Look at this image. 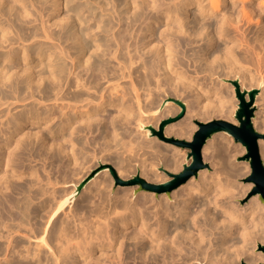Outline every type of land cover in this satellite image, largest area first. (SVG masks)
<instances>
[{
    "label": "bare ground",
    "instance_id": "6f19581e",
    "mask_svg": "<svg viewBox=\"0 0 264 264\" xmlns=\"http://www.w3.org/2000/svg\"><path fill=\"white\" fill-rule=\"evenodd\" d=\"M247 64L264 67V0H0V264L241 262V249L264 243V205L256 196L244 211L231 203L238 169L220 135L201 150L213 172L169 193L135 198L136 185L121 187L110 168L65 204L96 164L167 183L157 167L171 176L184 154L163 139L140 140L147 116L171 93L183 95L186 117L166 135L191 136L193 118L235 125L218 74L247 91L262 87L264 102V74L254 78ZM256 122L264 131L263 115ZM258 149L264 158L262 139ZM35 158L54 165L60 182L36 162L25 166ZM62 178L73 183L51 191ZM257 259L242 264L264 255Z\"/></svg>",
    "mask_w": 264,
    "mask_h": 264
},
{
    "label": "rangeland",
    "instance_id": "374dc122",
    "mask_svg": "<svg viewBox=\"0 0 264 264\" xmlns=\"http://www.w3.org/2000/svg\"><path fill=\"white\" fill-rule=\"evenodd\" d=\"M254 28V29H253ZM251 29V30H250ZM256 27H254V25L252 26L251 25V28H249L248 29V31H249V38H251L252 36H254V34H255V32H256ZM234 34V33H233ZM220 63H222V61H220ZM248 66H250L249 68H248V66L246 67V68H248V70L250 69V71H252L251 73H252V75H253V77L254 78H256V77H258V76H262V74H264V67L263 66H261V67H263V68H261V67H255L253 64H247ZM252 66H254V67H252ZM260 66V65H259ZM252 67V68H251ZM255 68V69H254ZM258 68V71L256 70ZM261 68V69H260ZM260 69V70H259ZM256 71V72H255ZM262 71L263 73H260V72ZM225 73V72H224ZM256 73V74H255ZM258 73V74H257ZM219 74H222V75H219ZM219 74H218V77H219V86H221V91L222 92H224V91H226V94L225 93H223V96L225 97V95H226V97H225V99L227 98V102H226V107H229V109L231 110V113H230V115H229V117L231 118V119H233V121L235 122V125H237L238 123H237V121L234 119V112H235V110H236V106H237V104H238V101H237V99L235 98V93H234V87L231 85V83H229V82H231V81H228V80H230V78H228V79H226L225 77H224V74H223V71L222 72H219ZM256 77H255V76ZM223 76V77H222ZM222 77V78H221ZM222 81V82H221ZM220 83H222V84H220ZM223 84H226L225 86H226V88H223L224 87V85ZM227 85H231V89L230 88H228V86ZM244 86V87H243ZM246 85L245 84H243L242 86H241V90L244 88L245 90H246V87H245ZM239 87H240V85H239ZM258 87V86H257ZM256 86L255 87H253L252 89H257L258 90V96H257V99L255 100L256 102H255V107H256V109H255V113H254V115H255V117H254V121H257L256 123L257 124H259L260 123V119H261V116L263 115V118H264V102L263 101H261L260 99H259V95L261 94V89H262V87H258L257 88ZM228 88V89H227ZM224 89V90H223ZM263 90V89H262ZM231 91H232V93H231ZM222 92H221V94H222ZM166 93H170V91H167ZM227 93H228V95H230V94H232V98L231 97H229V99H228V97H227ZM230 93V94H229ZM233 93H234V95H233ZM159 94L160 95H163L162 94V92L160 93L159 92ZM225 94V95H224ZM170 95H171V93H170ZM167 95V97H165V100H167L169 97H172V98H170V99H174V100H177V101H180L181 103H183L184 104V106H185V111H184V115H183V117L181 118V119H179V120H177V121H175V122H171V123H169V124H167L165 127H164V129L166 130V128H169V127H172V129H171V131L173 130V129H175L176 127H175V124L176 123H178L179 121H181L182 119H184L185 117H186V105H185V102H184V100H183V95L181 96V97H179V98H177V96H175V98L173 97V95ZM161 97V96H160ZM167 106L166 107H169L168 108V110L169 109H174V111H172L171 110V112H173V113H171V112H169L168 110H167V108L165 107L163 110H165V111H167V112H169L167 115L165 114V112L162 110L161 112H159V113H154V115H148L146 118V120L144 121V123L147 125V127H152L153 129L155 128V124H156V121L154 120V119H156V118H158V114H159V117L161 116V115H163V114H165L166 116H164V117H162L161 119H160V121H159V123H158V127L157 128H155L154 130L155 131H158V128H159V125L161 124V122H163V121H166V120H169V119H173V118H175L178 114H179V112H180V108L176 105V104H174V103H172V102H167ZM170 107H172V108H170ZM175 110H176V113H174L175 112ZM174 114V115H173ZM150 117V118H149ZM153 117V118H152ZM212 120H222V119H220V118H217V117H212L209 121H212ZM189 121H190V124H191V126H195L193 129V133H192V135L191 136H185V137H176V136H174V134H173V132H169V134H165V131H164V129H163V136L166 138V139H174V140H180V141H187V142H190L191 141V138H192V136H193V134L195 133V129L197 130V126L195 125V121H199V119H197V118H193V119H189ZM208 121V122H209ZM199 122H202V121H199ZM145 125V126H146ZM253 128L258 132V133H261L263 136H264V131L262 130V129H259V127L258 128H255L254 126H253ZM262 130V131H261ZM143 131V130H142ZM216 135H220L221 137H223V139H224V141L223 142H225L226 141V143H228L227 144V146L229 145V147L230 148H232V156L230 157V162H231V164L233 165V166H235V169H238V173H236L232 178H233V184H232V187H231V192H230V196H231V203L237 208V209H240V210H242V211H244L245 209H247V208H249L250 207V202H251V200H252V198L254 197V196H256V198L258 199V201L260 202V203H262L260 200H259V198H258V195H252V190H253V184L252 183H249V182H247V178H248V176H249V174H250V168H249V165H248V163L247 162H245V161H242L241 159H242V157L244 156V154H245V151H244V148L240 145V144H236V143H234V141H233V139L231 138V137H229V136H227L226 134H223V133H220V134H216ZM215 136V135H214ZM141 137V136H140ZM149 138H151V137H147V136H144V134L142 135V138L140 139V140H142V139H144V140H148ZM155 138H157V137H155ZM158 139V138H157ZM158 140H160V141H163V140H161V139H158ZM262 141H264V138L262 139ZM163 142H166V141H163ZM167 144H170V145H172V146H174V147H177L178 149H180L182 152H183V156H184V158H183V162H182V164H183V166L184 165H190V163H191V160H186V156H187V153H188V149H186V148H181V147H179V146H177V145H175V144H173V143H169V142H166ZM141 152V151H140ZM146 152H148V150L146 151ZM259 156H260V159L262 160V162H263V164H264V158H262L261 157V155H260V152H259ZM202 158V157H201ZM36 162V164L38 165V164H40L39 166H41V168L38 166V168L37 167H35L36 169H40V170H42V171H45V173H46V175H47V177L49 178V179H53L54 180V178H58V175L57 174H55V171H56V168L55 167H53L52 166V164H49L50 162L49 161H47V163H46V160L45 161H42V160H37L36 158H35V160H33V161H30V162H25L24 164H25V166H31L32 167V165L34 164ZM49 162V163H48ZM202 162H203V164H206L207 165V167L205 168V170L209 173H212L213 172V169L214 168H216L215 166H214V168L213 167H211V163L210 162H208V163H204V161H203V159H202ZM42 164V165H41ZM91 164H95V162H93V161H91ZM244 164H246L247 165V170H248V172H246L245 171V169L243 168V166H244ZM36 165V166H37ZM53 167H51V166ZM97 165V166H96ZM95 165V168H93L92 169V172H95V171H98L96 174H95V176L91 179V180H93L95 177H96V175L97 174H99L102 170H105V169H108L109 171H110V168H111V172L113 171V173L117 176V178L119 179V181H121V182H130V181H132L134 178H140L141 180H143L145 183H147V184H150V185H155V186H157V185H161V184H165V183H154V182H152V181H149V180H147L145 177H138V175H132V174H126V175H124V174H122V176L120 177V176H118L117 175V172H116V170H115V168L116 167H114V166H112V164L111 163H109V162H107V163H103V164H96ZM35 166V164L33 165V167ZM84 167H86V166H84ZM103 168V169H102ZM162 168V166H158L157 167V169H156V172L158 173V174H161V175H166V177H167V179H169L168 180V182L169 181H171L172 180V178H171V176H168V174L166 173V171H164L163 170V168ZM213 168V169H212ZM80 169H81V171H80ZM40 170H39V172H40ZM183 169H181V171H182ZM40 172L39 173V175L40 176H42L43 175V177L45 178V173H43V172ZM84 171L85 170H83L82 168H79L78 170H77V173H78V176L80 175V172H83L84 173ZM181 171H178L177 173H169V174H171V175H176V174H179ZM53 172V173H52ZM91 172V173H92ZM91 173H89V175L87 176V177H89L90 175H91ZM42 174V175H41ZM55 174V175H54ZM81 175H82V173H81ZM25 176V175H24ZM28 177L29 176H27L26 175V177H24V179L22 178L21 180H18L19 182L18 183H21V182H25V183H28V182H30L31 180H32V178L30 177V179H28ZM47 177L44 179V180H46L47 179ZM74 177H76V176H74ZM74 177H73V180L75 181L78 177H76V179H74ZM86 177V178H87ZM125 177V178H124ZM56 178V181L58 180V182H60V179H61V177H59L58 179ZM68 178H72V177H68ZM85 178V179H86ZM145 178V179H144ZM51 179V180H52ZM63 179V178H62ZM67 178H65V180H66ZM30 180V181H29ZM50 180V181H51ZM65 180L63 179V183H59L58 184V182H56V183H52V182H55V181H51V184L50 185H48V186H50V189H51V191L52 190H55L57 193H59V192H61L60 190L61 189H63V188H65L64 189V191H62L61 193H63V192H65V190H67L68 188V186L71 184V183H73L71 180L72 179H67V183H69V184H67V183H65ZM68 180L71 182H68ZM90 180V181H91ZM28 181V182H27ZM89 181V182H90ZM39 182H41V181H39ZM43 182H45V181H43ZM40 183V185L41 184H45V183ZM61 182H62V180H61ZM66 185H68V186H66ZM119 185L121 186V187H128V186H133V185H126V184H123V185H121L120 183H119ZM48 186H46L47 188H48ZM37 187V186H36ZM45 187V188H46ZM58 188L60 189V190H58ZM49 189V188H48ZM47 189V190H48ZM85 190V189H84ZM83 189H82V191H84ZM114 190H116V188H114L113 189V192H115ZM143 191V190H142ZM142 191L139 189V186L138 185H136V189L134 190V197L135 198H141V194H142ZM50 192V191H49ZM60 193V194H61ZM88 193V190L86 191V193L85 194H87ZM155 194H157L156 192H155ZM160 194V193H159ZM225 198H227L226 196H223V197H221V200L223 201V202H225L226 200H225ZM225 200V201H224ZM227 202V201H226ZM263 205H264V203H262ZM72 210V209H71ZM218 212H219V210H217ZM66 212H68V211H66ZM248 213V212H247ZM62 216V215H61ZM260 216L262 217V220L260 221V222H263V218H264V213H262L261 212V214H260ZM64 217V215L62 216V220L64 219L63 218ZM60 219V218H59ZM60 221H61V219H60ZM249 221V220H248ZM248 221H246V220H243V223H245L246 225H248ZM259 222V224H261ZM261 226H263V224H261ZM261 226H259L258 225V228H260ZM264 227V226H263ZM262 228V227H261ZM258 245H264V243H257V245H256V247L254 248V249H252L251 250V247H250V245L249 246H246L245 248L246 249H241V251L243 250L244 252L246 251V254L244 253L242 256H241V258H240V261L241 262H237V263H235L236 262V260H234L233 262H228V263H225V264H232V263H234V264H242V263H244L245 262V260H246V258L248 259V260H258L257 258H259V256H261V255H264L261 251H260V249L258 248ZM249 247H250V249H249ZM248 248V249H247ZM216 251H217V249H216ZM218 252H220L219 251V249H218ZM217 252V253H218ZM221 253V252H220ZM220 253H218V254H220ZM248 256V257H247ZM252 256V257H251ZM251 257V258H250ZM250 258V259H249ZM256 258V259H255ZM256 262H259V261H256ZM264 262V261H263ZM262 262V263H263ZM190 263L191 264H205V261H194V260H192V261H190ZM259 264H261V263H259Z\"/></svg>",
    "mask_w": 264,
    "mask_h": 264
},
{
    "label": "water",
    "instance_id": "95a60500",
    "mask_svg": "<svg viewBox=\"0 0 264 264\" xmlns=\"http://www.w3.org/2000/svg\"><path fill=\"white\" fill-rule=\"evenodd\" d=\"M231 85L234 87L235 98L238 101L236 110L234 112V119L237 121V125H233L224 120H212L209 122L195 121L197 130L193 134L191 141H180L174 139H166L163 136L164 127L171 123L181 119L184 115L185 106L180 101L168 98L166 102H172L180 108L179 114L173 118L161 122L158 131H155L152 127H143V130L149 131V137H157L169 141L181 148L188 149L186 160H191L190 165H184L183 170L176 175H171L172 180L161 185H150L145 183L140 178H134L130 182H119L121 185H138L140 190L154 191L157 194L174 190L181 184L185 183L189 178L196 176L200 170L207 167L203 164L201 158V150L208 140H210L216 134H226L231 137L236 144H240L245 151L242 161L248 163L250 168V174L247 178V182L253 184L252 195H258L259 200L264 203V164L259 156L258 140L263 139L264 136L258 133L253 128V119L255 117V100L258 96L257 89H251L249 91L240 89L237 81H231ZM165 104V103H164ZM103 169V168H102ZM98 171L92 172L89 177L84 179L77 187L75 193L67 200L65 207L74 201L79 195L85 185L95 176ZM260 251L264 254V245H258ZM261 264H264L261 263Z\"/></svg>",
    "mask_w": 264,
    "mask_h": 264
}]
</instances>
